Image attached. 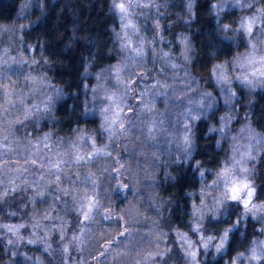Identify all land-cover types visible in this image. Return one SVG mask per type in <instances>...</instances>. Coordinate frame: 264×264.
I'll list each match as a JSON object with an SVG mask.
<instances>
[{
    "label": "clouds",
    "instance_id": "clouds-1",
    "mask_svg": "<svg viewBox=\"0 0 264 264\" xmlns=\"http://www.w3.org/2000/svg\"><path fill=\"white\" fill-rule=\"evenodd\" d=\"M0 264H264V0H0Z\"/></svg>",
    "mask_w": 264,
    "mask_h": 264
}]
</instances>
